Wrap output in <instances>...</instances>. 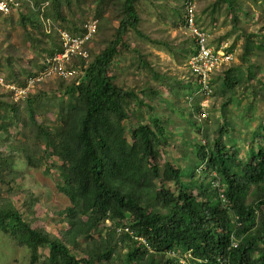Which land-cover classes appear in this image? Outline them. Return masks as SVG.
Segmentation results:
<instances>
[{"label": "trees", "instance_id": "1", "mask_svg": "<svg viewBox=\"0 0 264 264\" xmlns=\"http://www.w3.org/2000/svg\"><path fill=\"white\" fill-rule=\"evenodd\" d=\"M16 1L15 11L0 13V32L7 34L0 40V231L27 251V264H264V148L251 146L241 160L235 145L220 137L234 127L229 108L234 97L237 102L247 97L248 87L251 97L258 92L264 97V65L255 59L264 52V7L256 35L241 28L237 61L232 48L224 46L232 58L210 73L212 96L206 108L200 107L204 93L195 81L201 93L184 94L186 106L166 99L172 120L190 123L207 140L181 134L180 144L173 145L180 154L191 146L196 161L195 172L186 173L182 183L181 167L159 154L162 148L169 156L178 129L171 118L153 111L160 90L149 84L137 92L124 79L119 84V68L113 73L111 67L130 53L132 73L144 71L161 81L147 54L126 41L133 32L165 43L140 31V6L148 0ZM240 10L239 0H196L194 19L203 28L202 16L212 23L225 13L235 28ZM178 16L185 28L183 13ZM87 18L96 21L81 47L87 55H69L63 63L75 72L28 84L63 51L57 28L81 37ZM190 40L182 48L186 60L197 51ZM178 81L181 91L192 82ZM7 84L29 88L16 96ZM261 110V118L254 117L258 127L264 124ZM201 111L206 115L198 123ZM154 155L162 158L161 165L150 162ZM51 156L61 162L56 189L68 200L54 211L66 223L57 233L36 224L38 197L21 188L19 169H42L51 176ZM199 166L201 176L194 179Z\"/></svg>", "mask_w": 264, "mask_h": 264}, {"label": "rangeland", "instance_id": "2", "mask_svg": "<svg viewBox=\"0 0 264 264\" xmlns=\"http://www.w3.org/2000/svg\"><path fill=\"white\" fill-rule=\"evenodd\" d=\"M239 1L241 2L243 11H247V13H244L242 10L238 11L239 23L235 28L232 27V21L229 14H219L217 18L212 21V23L207 20V17L205 19L202 16V20H204L203 24H205L202 27L210 33L209 39L212 41L211 43L213 45H218V47L225 46V48H232L234 51L233 59L236 61V53L239 52V34L241 32V28L253 35H256L257 30L262 24L264 7V0H258V3L255 5L252 3V0ZM176 2L181 3L182 0H167L165 4L161 3L160 0H148L142 2L140 6V31L147 34L149 38L160 40L165 43H152L146 39V36L145 38H142L133 32H129L126 38V41L131 48H139L147 54V58L149 62H151L154 69L159 74L163 75L161 81L156 82L153 79L151 80L148 75L144 74V71L134 70L132 73V70L129 68L130 55L128 54L130 53L117 58V65H115L116 63L111 64V67L113 73H117L119 68L118 73L120 76L117 80L119 84H123L122 79H124V83L128 86L130 85V87L133 90L136 89V91L139 87H146L149 84H154V87L160 90V96L157 95L155 97L156 101L154 103H156V105H154L153 111L157 112L160 118H171L172 126H178V129L175 128V133L177 135H173L171 137L173 143L170 144L172 145V149H170V145L168 147L169 156L165 155L162 148H160L161 151H159V154H161V157L163 156L165 160L170 159L172 163L176 164V166L181 167L180 180L182 183H185V174L195 172L194 163L196 161L193 158L194 154L191 149H189L191 148L189 145L187 147L188 149H185L182 154H180L177 149L173 148V145L175 144L176 146V143L180 144V140L182 141L181 134L191 137L194 136L196 142H207V140L203 135L198 134L195 131L194 126L189 125L190 123L187 124L183 121L180 122L179 117H173L172 120V116L174 115L170 113L166 105V99H169L172 102L179 101L178 103H181V106H186L183 101L185 98L184 94L191 92L194 96H198V94L201 93L198 91V88L196 89L195 87V82L197 83V81L195 80L194 74L189 70L190 67H187L188 60L184 59L185 54H183L182 48L191 44L192 41L190 38L192 37L189 35L190 32L183 28V25L180 24L181 20L178 13L183 11V8L180 6L181 4L178 5ZM89 16L93 15L90 13L88 17ZM5 36H7V34L0 32V40L5 38ZM256 38L257 36H255V39ZM27 54L28 56H31L32 53L31 51H28ZM252 58H254V56H250L249 60ZM255 59L260 62V64L264 65V52H258ZM217 69L218 66L216 67V71ZM262 74H264V70ZM185 78H189L192 82L190 83L191 85L185 88V90L181 91L177 89L178 80H184ZM168 86L172 89H168ZM248 88L247 97H243L239 100V102H237V99L234 97V101L229 104V108H231L232 111L230 114L234 127H232L233 129L231 128L232 130L230 129L227 134L224 133L220 136L225 144L235 145L238 150V157L241 160L246 159L247 152L251 146L254 151H256L258 147L264 148V124L259 127L254 125L257 122L254 120V117L258 116L261 118L263 115L261 113V109L264 108V97L260 92L255 93L256 97H251V88ZM234 94L236 93L234 92ZM211 96L210 92L202 97L200 102L201 108H206V106L210 104ZM248 102H251V107L254 108V114H252L253 120L249 118ZM47 114L51 117L50 113ZM216 114L218 113L214 112L212 117L215 118ZM205 115L206 113L201 111V114L196 118L197 122H201ZM260 118H258V121L261 120ZM13 129V127L10 128V131ZM212 136H214L213 133L210 134V138H213ZM150 162L161 165L163 160L157 155H154L150 158ZM48 164L52 173L51 176L46 174L42 169L25 170L20 166L19 169L22 173H24V178L21 179V188L29 189L38 197V200L35 203V212L36 216H38L36 224L45 226L53 233H57L59 229L65 227L66 223H61L54 211L63 207L68 200L56 189L55 185L58 171L61 169V162L56 159L55 156H51L48 158ZM199 176H201L199 173H195L193 178L198 179ZM209 184L211 185V182ZM170 187L173 188V184H170ZM192 192L195 193V190ZM20 196H22V193L17 195L16 198L18 199ZM18 207L20 208V206ZM43 252L45 253L46 250ZM27 263V251L24 248L17 246L9 235L0 231V264Z\"/></svg>", "mask_w": 264, "mask_h": 264}, {"label": "built area", "instance_id": "3", "mask_svg": "<svg viewBox=\"0 0 264 264\" xmlns=\"http://www.w3.org/2000/svg\"><path fill=\"white\" fill-rule=\"evenodd\" d=\"M18 6L16 0H0V13L10 14L15 11ZM195 14V1L194 0H185L184 1V23L185 29L190 33L189 35L194 39L195 44L197 45L196 54L191 56L188 59V66L191 69V72L194 74L195 80L200 87L202 93H210L209 88V75L221 63H225L232 58L231 53H228L224 50V46L213 49L207 44L209 33L198 26H196L194 21ZM86 29L87 33L84 36H70L64 30L57 28V31L60 33L63 39V51L55 54L49 59V65L43 70L37 77L29 79V83L33 80L41 79L45 76L60 75L65 78H69L75 71L70 68H65L63 63L69 55L81 54L86 56L87 53L81 48L85 40L88 39L90 34L94 31L96 27V21L92 18H87ZM0 84H3V80L0 77ZM7 87L14 90L16 96L23 95L28 86L18 88L15 85L7 84ZM213 185H217L216 182H213ZM235 245V243H233Z\"/></svg>", "mask_w": 264, "mask_h": 264}, {"label": "clouds", "instance_id": "4", "mask_svg": "<svg viewBox=\"0 0 264 264\" xmlns=\"http://www.w3.org/2000/svg\"><path fill=\"white\" fill-rule=\"evenodd\" d=\"M184 1L185 0H182V2H181V6H182V8H183V11H181L182 13H183V17H184ZM195 1V14H196V0H194ZM195 14H194V18H195ZM194 21H195V19H194ZM195 24H196V22H195ZM197 26V25H196ZM199 27V26H198ZM199 28H201V27H199ZM201 29H203V28H201ZM203 30H205V29H203ZM206 31V30H205ZM208 32V31H207ZM209 33V32H208ZM209 35H210V33H209ZM210 37V36H209ZM209 39V38H208ZM194 40V39H193ZM189 59V58H188ZM201 169H203V168H201V166H199L198 168H197V172H199V174H200V171H202ZM212 174V173H211ZM213 182L214 181H212L211 182V186H214L213 185ZM216 186V185H215ZM214 186V187H215ZM222 195V194H221Z\"/></svg>", "mask_w": 264, "mask_h": 264}, {"label": "crops", "instance_id": "5", "mask_svg": "<svg viewBox=\"0 0 264 264\" xmlns=\"http://www.w3.org/2000/svg\"><path fill=\"white\" fill-rule=\"evenodd\" d=\"M261 113H262V111H261Z\"/></svg>", "mask_w": 264, "mask_h": 264}]
</instances>
